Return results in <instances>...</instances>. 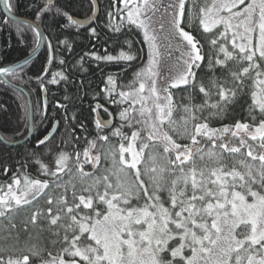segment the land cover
Segmentation results:
<instances>
[{
    "label": "snow or ice",
    "instance_id": "obj_1",
    "mask_svg": "<svg viewBox=\"0 0 264 264\" xmlns=\"http://www.w3.org/2000/svg\"><path fill=\"white\" fill-rule=\"evenodd\" d=\"M0 2L12 11V0ZM122 2L126 15L121 19L126 24L114 25L113 31L134 26L142 33L148 52L147 63L128 84L118 88L115 78L109 76L105 85L107 102L116 105L119 117L110 132L119 137L118 147L103 154L112 161V168L104 169L100 176L86 173L76 153L75 170L83 186L77 194L76 186L71 185V202L66 195L71 182H64L60 174L71 173L69 161L73 154L63 150L57 152L53 168L41 164V172L48 179L22 173L13 177L11 184L0 186V218L31 205L42 195L53 204L46 190L63 187L65 191L57 197L60 207L56 214L50 215L51 208L46 210L50 224L57 226L53 233L61 244L57 255L48 252L45 256L33 244L30 255H0V264H264V0H213L211 6L201 7L199 23L204 33L211 34L207 40L212 58L207 67L213 74L217 70L221 73V77L213 75L210 79L214 92L196 80L194 69L205 62V56L200 41L186 30L188 0H172L165 9L171 36L167 47L172 48L175 42L178 53L170 69L175 75L171 77L162 76L159 68V37L153 27V16L161 6L159 0ZM89 3L92 8L96 6V0ZM112 18L109 13V21ZM67 21L77 28L83 26L71 15H67ZM90 31L96 37L95 28ZM33 32V53L45 43L55 53L56 46L45 39L39 25ZM128 47L129 51H120L116 56L92 55L98 62H125L127 67L138 58L131 44ZM22 71L20 66L3 67L0 76L22 79ZM45 75L48 72L42 70L35 77L41 88L59 82L55 77L45 80ZM56 77L67 79L62 72ZM246 80L255 86L249 105L251 122L237 120L220 128L210 127L208 121L224 116L229 105L244 93ZM181 86L198 88L204 94V103L181 106L183 115L178 122L173 118L177 106L172 89ZM212 95L217 100L209 104ZM101 108L103 105L97 104L93 111ZM206 110L207 115L201 118L198 113ZM25 111L30 115L33 109L26 104ZM104 111L108 112L106 108ZM95 125L96 140L108 143L109 134L104 130L110 127L109 122L97 119ZM125 128L130 134L123 131ZM51 139L45 136L38 144L47 148ZM179 139L190 143L181 144ZM96 147L94 140L84 152L94 168L99 167L101 155L89 156V151ZM145 150H150L147 159L151 164L146 165V171L151 174V190L138 167L145 160ZM158 159L166 162L159 169L155 166ZM128 170H133L134 182L121 179L120 174ZM165 173L169 180H165ZM110 176L116 178L115 184ZM45 214L44 210L34 211L32 223ZM61 220L65 223H58Z\"/></svg>",
    "mask_w": 264,
    "mask_h": 264
},
{
    "label": "trees",
    "instance_id": "obj_2",
    "mask_svg": "<svg viewBox=\"0 0 264 264\" xmlns=\"http://www.w3.org/2000/svg\"><path fill=\"white\" fill-rule=\"evenodd\" d=\"M49 1L12 0L14 4L12 12L19 17L37 22L43 29L46 40H50L56 48L53 53L46 44L40 57L20 73L22 79H13L8 76L10 83L7 84L0 77V133L7 141L18 142L25 139L31 126L30 115L25 111V105H29L28 100L12 84L27 91L34 110V135L30 141L18 147H9L0 141V186L11 184L12 178L22 173H27L32 178L48 179L41 172V164L47 165L50 169L53 168L57 152L63 150L73 154V160L69 161L71 173L60 174L64 182H71L68 184L66 194L71 202V185L76 186L77 194H80L83 186L80 176L75 170L76 153L80 154V163L86 173L100 176L104 169L112 168V161L105 159L103 154L113 147H118L119 137L110 135L113 130L110 128L104 130L105 134H109L108 143L96 140L98 129L95 121L98 114L103 119H111L113 125L119 122L116 105L109 104L105 97V85L109 76L115 78L118 88L120 85L128 84L134 78V73L147 63L148 45L144 42L142 33L134 26L126 25L119 32L113 31L114 25L126 24V21L121 19L122 15H126L121 0H97L100 10L98 19L90 27L79 28L68 25L67 15L77 19L92 16L94 8L90 7L89 0H53L52 3ZM109 13L113 14L111 21H109ZM188 17L185 8L186 23H188ZM92 28L96 30V37L91 35ZM191 30L192 35L200 41L201 54L205 56V62L201 63L199 68L194 69L196 80L202 82L206 89L214 92L215 89L212 88L210 79L213 75L221 77V73L217 70L213 74L207 67V62L212 58L207 40L211 34L203 32L199 21L192 25ZM59 41L68 43H59ZM129 44L132 46V51L137 53L138 58L136 61L130 62V66L127 67H125V62H98L92 55L95 53L96 55L111 54L116 56L120 51H129ZM34 46L33 27L9 20L0 6V68L25 59L32 53ZM53 55L56 57L55 60H52ZM61 59L65 61L62 65L59 63ZM42 70L48 72V75L44 76L45 80L55 77L59 82L56 84L47 83L45 88H41L35 77L41 74ZM57 72H62L67 79L56 77ZM245 84L244 93L239 95L235 104L229 105L226 114L208 121L210 127L220 128L226 124H233L237 120L251 122L249 105L252 104L251 92L255 90V86L249 80H246ZM184 88L187 91L182 90ZM44 92L46 96H44ZM172 92L174 103L177 106L173 118L178 122L183 115L181 106L189 103L193 105L204 103V94L200 93L198 88L181 86V89H172ZM216 100L217 97L212 95L208 103H215ZM97 104L103 105V108L98 112L93 111ZM104 108L108 110L107 113ZM198 115L203 118L207 115V110L204 113H198ZM56 124H58V129L53 139L48 142L49 147L46 148L45 145L39 147V140L47 136ZM123 131L130 134V130L127 128ZM94 140L97 147L89 151V156L101 155L99 167L96 168L93 167V162L84 156V152L90 149V143ZM178 142L181 144L190 143L187 139H179ZM233 143L236 141L234 140ZM137 150H139V143ZM149 151L145 150V160L138 167L141 169V178L151 190L152 185L149 181L151 174L146 171V165L151 164L147 159ZM125 157L127 158L126 155ZM165 163L158 159L155 166L159 169ZM132 171L121 173V179L134 182L136 178L131 174ZM164 177L165 180L170 179L167 173L164 174ZM109 178L113 184L116 183L114 176ZM101 190H103L102 185ZM46 193L53 198V204H48L45 196L42 195L31 205H24L21 209L9 213L6 218H0V255H11L14 258L30 255L29 248L33 244L37 245L45 256L48 252L57 255L61 247L58 237L53 234L57 226L50 224V216L46 210L51 208L50 215L54 216L60 207L57 197L64 195L65 191L63 187H59L52 191L46 190ZM83 194L88 195V193ZM36 210H44L46 214L38 216L36 223H32L31 216ZM58 223H65V221L61 220ZM61 235H63V230H61Z\"/></svg>",
    "mask_w": 264,
    "mask_h": 264
},
{
    "label": "rangeland",
    "instance_id": "obj_3",
    "mask_svg": "<svg viewBox=\"0 0 264 264\" xmlns=\"http://www.w3.org/2000/svg\"><path fill=\"white\" fill-rule=\"evenodd\" d=\"M172 2V0H159L160 7L158 11L153 16L154 24L153 27L157 31V35L159 37L158 39V44L160 46V71L162 76H174L175 73L171 72V66L175 63L176 57L178 56V53L175 51V42H173L172 48H168V42L169 39H171L170 36V29L167 24V20L169 18L168 13L165 11L167 6ZM213 0H188V6L185 8L187 9V15L188 17V26L186 28L187 31L192 34V25L194 23H198L199 19L202 16V13L200 12L201 7H207L211 6ZM247 2H250V0H247ZM122 6L125 8V5L123 4L121 0ZM186 4V5H187ZM170 12V9L168 10ZM227 13H222V15H226ZM164 24V29L161 31L160 30V24ZM215 31V29H214ZM258 36V33L255 34ZM167 37V39H166ZM160 83H164L163 80L160 81ZM127 145V144H126ZM127 156V159H130V154H125ZM187 251V250H186Z\"/></svg>",
    "mask_w": 264,
    "mask_h": 264
},
{
    "label": "water",
    "instance_id": "obj_4",
    "mask_svg": "<svg viewBox=\"0 0 264 264\" xmlns=\"http://www.w3.org/2000/svg\"><path fill=\"white\" fill-rule=\"evenodd\" d=\"M50 2H53V0H50ZM1 4V8H2V11L4 12L5 16L14 21V22H17V23H22V24H27L31 27H35L36 25H39L38 23H36L35 21L33 20H30V19H26V18H21V17H17L16 15H14L12 12H9V10L4 6V4L2 2H0ZM99 14H100V10H99V5L96 1V6L94 7V14L92 17L88 18V19H76V20H79V21H82L83 22V26L82 27H90L92 26L96 20L98 19L99 17ZM75 19V18H74ZM39 30L43 32L42 28L40 27L39 25ZM45 36V35H44ZM45 48V44H43L35 53H31L28 57H26L25 59L15 63V64H12L10 66H7V67H10V68H17L18 66L22 67V69H24L25 67H27L28 65H30L33 61H35L36 59H38L41 55V53L43 52ZM4 81H8L7 79V76H0ZM9 83V81L7 82V84ZM12 86L16 89H18L19 91H21L26 97H27V100H28V103H29V106L32 107L33 109V104H32V101H31V97L30 95L27 93V91H25L23 88L21 87H18V86H15L12 84ZM44 95L46 96V93L44 92ZM33 116H34V111L31 113V127H30V132L28 134V136L21 140V141H18V142H9L7 141L3 135L0 133V141L6 145V146H9V147H18L20 145H23L25 143H27L28 141H30L34 135V123H33ZM101 119V118H99ZM102 120V119H101ZM109 124H110V127L108 129L111 128V125H113V122L112 121H108ZM57 129H58V124L55 125V127L51 130V132L47 135V136H51L52 139L53 137L55 136L56 132H57ZM51 139V140H52ZM50 140V141H51ZM48 141V142H50ZM44 145H39V147H43Z\"/></svg>",
    "mask_w": 264,
    "mask_h": 264
},
{
    "label": "flooded vegetation",
    "instance_id": "obj_5",
    "mask_svg": "<svg viewBox=\"0 0 264 264\" xmlns=\"http://www.w3.org/2000/svg\"><path fill=\"white\" fill-rule=\"evenodd\" d=\"M52 3V2H51ZM91 17V16H90ZM90 17H88V18H90ZM77 19V18H76ZM85 19H87V18H85ZM45 34V33H44Z\"/></svg>",
    "mask_w": 264,
    "mask_h": 264
}]
</instances>
